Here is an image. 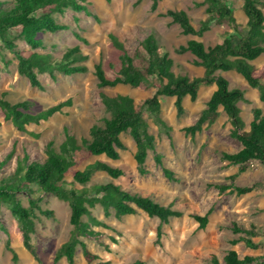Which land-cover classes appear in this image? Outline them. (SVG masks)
<instances>
[{
	"label": "rangeland",
	"instance_id": "374dc122",
	"mask_svg": "<svg viewBox=\"0 0 264 264\" xmlns=\"http://www.w3.org/2000/svg\"><path fill=\"white\" fill-rule=\"evenodd\" d=\"M85 0V6L91 16L85 13L74 14L68 10L63 16L55 15L58 22L69 24L72 30L56 34L42 35L46 52L60 58L65 49L75 46L88 56L85 65L87 73L65 76L58 72L39 74L38 78L45 91H39L29 86L28 81L17 74L16 61L6 51L0 42V52L8 66L0 63V96L11 103L30 100L33 104L30 113L36 114L52 105L70 99L71 107L63 109L49 120L39 125H30L28 133H20L11 123L0 120V161L12 150V158L1 169L0 179H10L16 168V158L28 154L30 159L43 157L42 150L48 141L59 145L63 140V128L67 127L77 138L88 137V130L94 124L101 123L107 117L99 99V93L106 95H128L136 103L152 96V91L143 92L127 86L115 88H98L93 75V66L101 64L105 74L110 79L119 70V51L111 44L110 35L117 37L131 54L137 43L149 33H153L159 43L160 52H167L174 62L175 74H187L189 77L201 76L202 70L190 65L193 57L190 54L176 55L174 49L184 45L188 40L202 42L205 47L220 43L223 37L234 31L227 25H212L211 29L201 38L181 35L176 25L170 24V19L160 17L166 10L185 11L192 25L196 28L198 22L205 18L204 7L196 8L195 3L202 0H161L155 12L150 11V0ZM137 2V3H136ZM134 4H136L134 6ZM228 6L233 12L236 22L244 27L246 18L242 11L241 0H228ZM264 14V9L262 10ZM79 23L75 25L73 18ZM73 31L86 40L78 41ZM15 34V33H13ZM20 49H29L23 42L17 41ZM259 67L264 64V55L253 62ZM225 77L230 88H240L245 91L246 103H239L240 116L247 125L251 119L253 108L261 109L264 115V104L258 100L256 90L250 89L243 78L235 72L221 74ZM214 86L203 87L199 90L195 102L188 98L183 100L184 112L177 116L174 98L162 97L160 102V118L166 128L161 127L145 109L143 117L148 125V132L155 137V153L162 156V167L173 173V180H168L153 161L149 152L145 162L147 174L140 176L134 161L135 146L129 135L120 136L125 150L119 152L117 161H110L103 156L97 160L106 162L120 169L123 173L116 180H111L104 173H95L87 188L94 184L113 182L121 189L148 197L154 202L171 206L180 211L182 216L172 218L162 225L161 236L156 243V229L159 221L149 218L144 213L116 220L113 216L104 218L102 209L97 206L90 210L91 215L108 226L107 229L96 228L101 233V244L83 239L87 249L99 257L100 262L109 261L111 264H132L141 261L143 264H210L211 256H216L222 263L223 256L233 250L242 258L244 256H264V167L253 163L243 173L231 181L230 177L239 172L238 167L229 165L221 159V153H235L240 144L229 135L231 125L221 110L216 122L204 127L193 138L186 136L183 128L195 123L200 112L209 99ZM36 135V137L32 136ZM25 146V147H24ZM95 160V159H93ZM92 160V161H93ZM69 181V179H68ZM233 184L237 187H251L252 191L238 196L228 191L219 192L218 186ZM79 190L82 186L72 184ZM34 198L39 197L38 190L33 189ZM39 206L43 210L53 212V218L37 214L34 220V233L30 243L34 246L39 263L23 248L22 227L18 220L11 216L9 207H0V264H12L11 255L5 251L6 240L19 257V264H52L57 249L67 241L71 227L68 219L70 210L67 203L51 195H42ZM17 199L23 207H27V197L18 194ZM208 214L205 228L200 229L191 216ZM234 224L245 228L255 226L260 235L253 238L254 243L261 247L251 250L239 241L243 235L233 232ZM2 229L4 231H2ZM233 241H237L232 245ZM106 246V247H105ZM57 264H66L63 258ZM75 264H86L80 249L76 252ZM95 264V263H93ZM256 264H264L258 262Z\"/></svg>",
	"mask_w": 264,
	"mask_h": 264
},
{
	"label": "trees",
	"instance_id": "16d2710c",
	"mask_svg": "<svg viewBox=\"0 0 264 264\" xmlns=\"http://www.w3.org/2000/svg\"><path fill=\"white\" fill-rule=\"evenodd\" d=\"M109 1V0H106ZM150 11L157 10L161 0H150ZM242 11L246 18L244 27L240 26L233 12L228 6V0H202L194 7H204L205 18L198 22L195 28L188 14L183 10H166L160 17L170 19L171 25L180 29L185 37L201 38L212 25L227 24L233 31L223 37L220 43L205 47L202 42L188 40L184 45L174 49L176 55L190 54L193 59L189 62L193 67L202 69V75L189 77L187 74H175L174 62L167 52H160L156 36L149 33L140 40L133 52L129 54L124 44L116 36L110 35L112 46L119 51V70L117 75L110 79L105 74L101 64L93 66V75L97 80L98 88H115L127 86L143 92L152 91V96L136 103L128 95H106L99 93V99L104 107L107 117L101 123L92 125L88 130V137L77 138L74 133L63 128V140L59 145L53 141L45 143L42 155L38 159H30L28 154L16 158V168L10 179H0V207L8 206L12 217L18 220L22 227L23 248L36 262H40L36 250L30 243V236L34 233V220L37 214L53 218V212L43 210L39 203L42 195H51L67 203L70 210L68 223L71 227L69 237L55 252L52 264L61 259L66 264H75L76 252L80 249L86 264H111L109 261L100 262L99 257L91 253L83 239L101 244V233L96 228L109 229L102 221L91 215L90 210L99 206L104 218L113 216L116 220L124 217L144 213L149 218L159 221L156 229V243L161 236L162 225L172 218L182 216L180 211L171 206H163L148 197L129 193L115 183L94 184L87 188L95 173H104L111 180L123 175L122 171L106 162L97 160L105 157L111 161L119 159V151H124L125 145L120 139L127 134L135 146L134 161L140 176H145L147 170L145 162L149 152L153 154V161L162 167V156L155 153V137L148 132V125L142 113L145 109L156 122L166 128L160 118L159 99L174 98V107L177 116L184 112L183 100L188 98L195 102L198 92L203 87L214 86L209 99L200 112L194 124L183 128L186 136L193 138L204 127L213 125L219 117V110L225 114L230 125V137L240 144L235 153H221V159L229 165L238 167L239 172L230 177L234 181L253 163L264 167V115L259 108L251 110V119L246 125L242 120L239 103H246L245 91L240 88H230L228 80L222 73L235 72L246 82L247 86L255 89L258 100L264 104V64L256 67L253 62L264 55V0H241ZM139 2V0L137 1ZM136 2V3H137ZM136 4H134L135 6ZM68 10L74 14L85 13L91 16L85 0H0V42L16 61V72L24 77L31 88L44 92L45 88L40 82L39 74L61 73L65 76L81 75L88 71L85 65L88 56L80 47L67 48L60 58L53 57L52 52H46L42 35L56 34L72 30L69 24L58 22L55 15L63 16ZM75 25L79 23L77 17L73 18ZM15 33V34H13ZM74 37L86 43L78 32L73 31ZM23 42L29 49H20L16 42ZM0 63L8 66L0 52ZM70 99L52 105L36 114L30 113L33 106L30 100L11 103L0 96V120L11 123L20 133H28L26 128L30 125H39L61 114L63 109L71 107ZM36 137V135L32 134ZM25 147V146H24ZM13 156V150L0 161L1 169ZM95 159V160H93ZM93 160V161H92ZM164 176L173 180V173L162 167ZM69 179V181H68ZM72 184L82 186L76 190ZM34 188L38 190L39 197L34 198ZM219 192L228 191L241 196L252 191L251 187H237L233 184L216 187ZM18 194L27 197V207L17 199ZM199 225L205 228L208 214L204 216H191ZM233 232L243 235L239 238L244 246L257 250L260 244L254 243L253 238L260 235L255 226L245 228L234 224ZM2 231H4L2 229ZM233 241L231 244H236ZM106 247V246H105ZM4 249L11 255V263L19 264L17 253L11 248L10 241L6 240ZM264 263V256L240 258L233 250H229L222 259L211 256L210 264H256ZM132 264H143L135 261Z\"/></svg>",
	"mask_w": 264,
	"mask_h": 264
},
{
	"label": "crops",
	"instance_id": "0c3cea01",
	"mask_svg": "<svg viewBox=\"0 0 264 264\" xmlns=\"http://www.w3.org/2000/svg\"><path fill=\"white\" fill-rule=\"evenodd\" d=\"M202 70V69H201ZM202 75V74H201ZM251 89V88H250ZM253 90H255V89H253ZM120 152V151H119ZM105 158V157H104ZM111 161V160H110ZM108 164V163H107ZM110 165V164H109ZM84 261V260H83ZM85 262V261H84Z\"/></svg>",
	"mask_w": 264,
	"mask_h": 264
}]
</instances>
